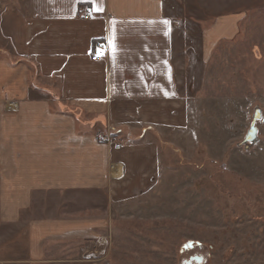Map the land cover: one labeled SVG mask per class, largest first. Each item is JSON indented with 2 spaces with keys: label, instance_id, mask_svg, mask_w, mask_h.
Masks as SVG:
<instances>
[{
  "label": "crops",
  "instance_id": "crops-1",
  "mask_svg": "<svg viewBox=\"0 0 264 264\" xmlns=\"http://www.w3.org/2000/svg\"><path fill=\"white\" fill-rule=\"evenodd\" d=\"M257 6L264 0H0V228L20 239L10 259L0 233V264L105 234L110 211L153 190L162 141L179 148L182 129H206L189 114L209 112L200 102L216 98L217 54ZM94 42L105 45L100 58Z\"/></svg>",
  "mask_w": 264,
  "mask_h": 264
},
{
  "label": "rangeland",
  "instance_id": "rangeland-1",
  "mask_svg": "<svg viewBox=\"0 0 264 264\" xmlns=\"http://www.w3.org/2000/svg\"><path fill=\"white\" fill-rule=\"evenodd\" d=\"M240 34L217 54L225 67L214 70L216 98L200 102L209 112L189 114L209 132L182 129L179 148L162 141L166 163L153 190L110 211L105 234L8 264H180L194 254L200 264H264V8L249 11ZM257 111L256 137L246 141ZM0 233L11 239L8 257L18 258L19 237Z\"/></svg>",
  "mask_w": 264,
  "mask_h": 264
},
{
  "label": "water",
  "instance_id": "water-1",
  "mask_svg": "<svg viewBox=\"0 0 264 264\" xmlns=\"http://www.w3.org/2000/svg\"><path fill=\"white\" fill-rule=\"evenodd\" d=\"M261 116H260V113L259 111L256 112L251 124H250V128L248 130V133L246 134V137H245V140L246 141H253L256 137V132H257V128L255 126V122L257 119H259Z\"/></svg>",
  "mask_w": 264,
  "mask_h": 264
},
{
  "label": "built area",
  "instance_id": "built-area-1",
  "mask_svg": "<svg viewBox=\"0 0 264 264\" xmlns=\"http://www.w3.org/2000/svg\"><path fill=\"white\" fill-rule=\"evenodd\" d=\"M105 51V45L102 42H94L93 50H92V57L93 58H100L103 56ZM116 148L120 147V144L115 145Z\"/></svg>",
  "mask_w": 264,
  "mask_h": 264
},
{
  "label": "flooded vegetation",
  "instance_id": "flooded-vegetation-1",
  "mask_svg": "<svg viewBox=\"0 0 264 264\" xmlns=\"http://www.w3.org/2000/svg\"><path fill=\"white\" fill-rule=\"evenodd\" d=\"M202 263V257L199 255H190L187 258L181 260L180 264H200Z\"/></svg>",
  "mask_w": 264,
  "mask_h": 264
},
{
  "label": "snow or ice",
  "instance_id": "snow-or-ice-1",
  "mask_svg": "<svg viewBox=\"0 0 264 264\" xmlns=\"http://www.w3.org/2000/svg\"><path fill=\"white\" fill-rule=\"evenodd\" d=\"M100 3L102 5V0H100ZM95 10L96 11H103V7L102 6H98V7L95 8ZM162 23L167 25V24H169V21L168 20H164V21H162Z\"/></svg>",
  "mask_w": 264,
  "mask_h": 264
}]
</instances>
